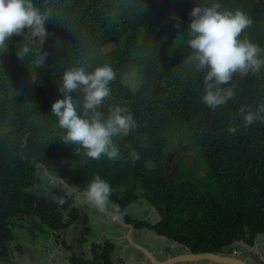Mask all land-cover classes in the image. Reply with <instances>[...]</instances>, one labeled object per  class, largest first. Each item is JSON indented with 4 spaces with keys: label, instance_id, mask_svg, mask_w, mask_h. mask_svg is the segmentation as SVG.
<instances>
[{
    "label": "trees",
    "instance_id": "obj_1",
    "mask_svg": "<svg viewBox=\"0 0 264 264\" xmlns=\"http://www.w3.org/2000/svg\"><path fill=\"white\" fill-rule=\"evenodd\" d=\"M230 7L247 10L253 24L245 35L264 47V0H225ZM50 14V36L43 45L49 53L30 80L29 59L18 60L13 36L8 51L0 54V259L9 254L15 226L29 222L41 234L59 238L81 223L89 232L87 215L72 203L66 186L52 187L53 197L38 195V168L82 191L96 174L112 186L111 204L135 229H147L192 252H224L236 242L252 245L264 235V122L244 126L242 105L264 102V69L235 77L236 95L226 105L210 109L200 101L202 76L184 63V42L197 0H33ZM109 64L115 79L103 111L126 106L136 128L117 140L122 156L117 161L89 160L74 146L64 144L62 129L51 104L62 98L58 91L63 72L74 66L88 70ZM136 72L134 86L125 77ZM79 93H73L78 96ZM239 124L235 133L228 127ZM171 133L180 134L196 149L203 166L197 173L185 163L171 180L165 159ZM139 159L132 161L128 146ZM145 200L160 218L155 223L134 220L126 208ZM26 226V224H25ZM28 227V226H26ZM81 245L86 239H78ZM90 244L89 258L72 251L69 264H113L114 243Z\"/></svg>",
    "mask_w": 264,
    "mask_h": 264
},
{
    "label": "clouds",
    "instance_id": "obj_2",
    "mask_svg": "<svg viewBox=\"0 0 264 264\" xmlns=\"http://www.w3.org/2000/svg\"><path fill=\"white\" fill-rule=\"evenodd\" d=\"M188 15L184 42L189 51L184 63L201 73L200 101L215 110L235 97V77L264 69V47L245 35L253 24L249 12L228 6L225 0H197ZM49 18L50 14L37 8L33 0H0V54L8 51L13 36L21 37L14 55L20 61L29 59L33 83L38 79L37 69L49 55L42 50L50 36L46 28ZM115 78L107 63L91 70L74 66L62 74L58 88L62 98L51 104V112L63 130L61 141L74 146L83 158L119 160L122 152L117 140L136 128V120L126 106L114 104L107 111L101 110L105 99L111 96L110 84ZM73 93L79 95L74 97ZM239 114L244 126L264 122V102L255 108L242 105ZM238 127L239 124L231 125L227 131L235 133ZM126 147L131 160H138L136 150L130 145ZM112 192L111 184L96 174L88 181L83 197L85 203L102 212L111 205ZM53 200L58 206L66 202L62 195ZM113 210L116 212V206Z\"/></svg>",
    "mask_w": 264,
    "mask_h": 264
},
{
    "label": "rangeland",
    "instance_id": "obj_3",
    "mask_svg": "<svg viewBox=\"0 0 264 264\" xmlns=\"http://www.w3.org/2000/svg\"><path fill=\"white\" fill-rule=\"evenodd\" d=\"M137 80L136 72H132L125 77V83L130 86H134ZM169 145L167 148V156L165 159L166 173L169 179H175L179 174V166L181 163H185L193 168L197 173L203 174V166L196 152L195 147L188 141H186L180 134L171 133L168 137ZM37 179L39 181L33 190L38 195H43L48 199L54 197L52 187L63 186L64 184L53 174L43 172L41 168H38ZM65 186V185H64ZM72 191V190H67ZM72 196V203L80 208L81 213L87 215L88 223L91 222L90 233H83V226L81 223H77L67 229L66 234L59 238L53 236L50 232L41 234L32 229L29 222L21 221L20 224L23 226H15V237L9 243V254L6 258L0 259V264H69V257L72 255V251L67 250L61 244V240L66 239L69 244L72 243V250L75 253H79V256L89 258L90 244L96 242L102 244L106 239H110V242L114 243V250L112 252L113 264H136L132 263V260L128 259L122 261L120 254L123 253V246L119 245L118 242L125 241L129 244L128 251H138V259H145V255L131 245L127 239L117 240V235L125 236L128 232L126 227L118 223L113 217L105 213L104 211H98L91 205L85 203L83 194L75 192H69ZM108 208L115 209V206L110 205ZM108 209V210H112ZM125 213L134 220H147L151 223H155L159 220L160 216L157 210L147 203L143 199L130 204ZM28 226L26 227L25 226ZM117 234V235H115ZM76 237V240L74 239ZM86 239L81 245L78 244V239ZM132 240L145 247L146 249L153 251L155 248L163 249L164 246H170L172 253H182L185 251L184 248H178V245L172 247L168 238L162 237L147 229H135L132 233ZM259 240V246L264 250V240ZM124 244V243H123ZM81 247V251H80ZM234 247V246H232ZM240 251H243V247L236 246ZM59 248H62L60 252H57ZM229 249L225 250L224 253H228ZM78 255V254H77ZM157 257H163L157 254ZM145 264H151V262L145 259ZM149 261V262H148ZM186 264V263H177Z\"/></svg>",
    "mask_w": 264,
    "mask_h": 264
},
{
    "label": "water",
    "instance_id": "obj_4",
    "mask_svg": "<svg viewBox=\"0 0 264 264\" xmlns=\"http://www.w3.org/2000/svg\"><path fill=\"white\" fill-rule=\"evenodd\" d=\"M68 189L72 190L75 193L83 194V191H79L72 186L68 185L63 179H59ZM105 213L112 216L118 223L123 225L128 229L126 234V239L128 242L137 248L141 253L145 255V259L149 260L151 264H177V263H186V262H197L200 260H209L210 263L215 264H249L246 260L234 256V255H224L219 252H192L188 247H186L187 252L179 253L173 256H169L166 259L159 260L153 251L146 249L145 247L135 243L132 240V231L134 230V226L132 223H127L120 218V216L114 210H104Z\"/></svg>",
    "mask_w": 264,
    "mask_h": 264
},
{
    "label": "flooded vegetation",
    "instance_id": "obj_5",
    "mask_svg": "<svg viewBox=\"0 0 264 264\" xmlns=\"http://www.w3.org/2000/svg\"><path fill=\"white\" fill-rule=\"evenodd\" d=\"M126 230H128V229L126 228ZM134 230H135V228H134ZM134 230L132 231V233L134 232ZM131 236H132V234H131ZM124 237L126 239V235ZM258 239L264 240V235L257 236L252 245L246 244L244 242H236L232 245L234 247L230 246L228 248L229 249L228 253H224L223 251L219 252V253L224 254V255L231 254V255L240 257V258L246 260V262L249 264H264V250L260 248ZM180 246H182V245H180ZM236 246L243 247V251L242 250L240 251ZM182 248L185 249V251H183V252H187L186 246H182ZM192 263H195V264H215V263H210L209 260H202V261H197V262H192Z\"/></svg>",
    "mask_w": 264,
    "mask_h": 264
},
{
    "label": "crops",
    "instance_id": "obj_6",
    "mask_svg": "<svg viewBox=\"0 0 264 264\" xmlns=\"http://www.w3.org/2000/svg\"><path fill=\"white\" fill-rule=\"evenodd\" d=\"M111 205H113L114 206V204H111ZM107 209H112V208H107ZM113 210V209H112ZM112 217V216H111ZM88 226H89V232L88 233H90V230H91V222L90 223H88L87 224ZM115 235H117V234H115ZM163 237V236H162ZM124 239V236H122V235H120V236H118L117 235V240H120V239ZM74 239L76 240V237H74ZM170 240V239H169ZM171 241V240H170ZM124 243V244H123ZM118 244L119 245H124L123 247V253H122V255L120 254V256H122V258H121V260L124 262V261H126V260H128V259H130V260H132V263H136V264H145V259H143V260H141V259H138L137 258V256L139 255V253H138V251L136 250V251H131V252H129L128 251V249L127 248H129V244H126L125 243V241H123V242H118ZM171 245H172V247H174L175 245H178L179 247L178 248H181L182 249V246H180V244H177L176 242H173L172 241V243H171ZM170 246L168 245V246H164V248L163 249H160V248H155V250H153V252L155 253V255H157V254H159V255H162L163 254V257H157L159 260H163V259H166L167 257H169V256H173L174 255V253H172L171 251H170ZM137 249V248H136ZM60 250H62V248H59L58 250H56L57 252H60ZM80 251H81V247H80ZM157 251V252H156ZM186 251H187V249H186ZM182 253H185V252H183L182 251ZM78 255H79V253H77ZM177 254H179V253H177ZM176 255V254H175ZM200 261H202V260H200ZM149 262V261H148ZM59 264V263H58ZM118 264H120L119 262H118ZM186 264H195V263H192V262H186Z\"/></svg>",
    "mask_w": 264,
    "mask_h": 264
}]
</instances>
